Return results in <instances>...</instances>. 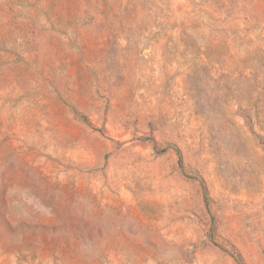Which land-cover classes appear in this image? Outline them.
Instances as JSON below:
<instances>
[{"label": "rangeland", "instance_id": "374dc122", "mask_svg": "<svg viewBox=\"0 0 264 264\" xmlns=\"http://www.w3.org/2000/svg\"><path fill=\"white\" fill-rule=\"evenodd\" d=\"M0 264H264V0H0Z\"/></svg>", "mask_w": 264, "mask_h": 264}]
</instances>
